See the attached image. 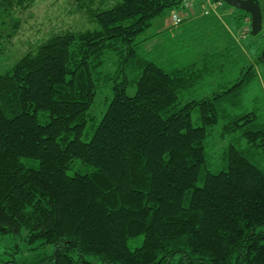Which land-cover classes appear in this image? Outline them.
<instances>
[{
  "label": "trees",
  "instance_id": "trees-1",
  "mask_svg": "<svg viewBox=\"0 0 264 264\" xmlns=\"http://www.w3.org/2000/svg\"><path fill=\"white\" fill-rule=\"evenodd\" d=\"M182 1L81 0L97 28L53 29L0 73V234L23 228L54 246L14 264H264V102L245 99L254 64L224 78L233 41L176 69L140 51ZM108 53L115 69L103 73ZM255 63L264 70V46ZM101 83L112 97L95 123Z\"/></svg>",
  "mask_w": 264,
  "mask_h": 264
},
{
  "label": "rangeland",
  "instance_id": "rangeland-1",
  "mask_svg": "<svg viewBox=\"0 0 264 264\" xmlns=\"http://www.w3.org/2000/svg\"><path fill=\"white\" fill-rule=\"evenodd\" d=\"M79 1L81 0H32L31 5L25 9L18 7L8 9L0 4V41L3 46L0 52V73L9 69L25 52L33 49L53 29L60 27H69L75 30L97 28L96 22L90 20L78 8ZM115 1L117 0H94L92 6L106 8L114 4ZM257 1L262 13V29L256 35L250 34L249 30L244 37L240 36L239 31L242 26H249L250 28V19L244 20L242 17L233 19L231 16L232 11L237 14L239 11L224 3V6L219 10L225 20L221 14H219L218 19L228 31L225 28L221 30L216 25L219 23L217 20L214 22L215 27L213 30V26H208L199 20L195 25L184 28L177 37L171 38V33L165 34L163 29L167 24V15L180 11L183 5L181 3L178 8H172L164 16L153 20V25L141 35V38L149 35L154 36H150L149 39L147 38L141 43L140 51L165 69H176L188 63H193L201 55L198 54L199 52L210 53L216 49L215 46H217L220 31L222 34L221 44L224 47L232 44L231 41L235 42L237 46L234 55L225 50V56L229 55L230 57L229 62L225 64L230 76L224 78L235 79L240 66L254 64L258 79L253 82V86L246 92L245 99L250 107L255 102L261 105L264 102V70L261 65L255 63V60L264 46V0ZM229 8L231 9L229 10ZM198 11L196 13L200 15V10ZM223 12H229L231 18H228V15L223 14ZM15 20L21 21L19 28L13 37H8L7 34L12 30V21ZM222 45L219 47L224 48ZM115 61L116 56L114 54H106L101 71L112 73L115 69ZM225 73L227 72L221 71L219 75L222 76ZM127 93L133 94L134 88H129ZM111 97L110 83H101L89 110L95 117V123L102 117ZM91 133L89 131L84 138L89 139ZM141 241L142 237L132 238L129 240L128 246L134 248L140 245ZM53 251L54 246L50 243H42L40 240L29 242L27 231L23 228L19 233L0 234V264L30 262L45 255H50Z\"/></svg>",
  "mask_w": 264,
  "mask_h": 264
},
{
  "label": "built area",
  "instance_id": "built-area-1",
  "mask_svg": "<svg viewBox=\"0 0 264 264\" xmlns=\"http://www.w3.org/2000/svg\"><path fill=\"white\" fill-rule=\"evenodd\" d=\"M183 5L180 8V11L171 13L168 15V24L172 26H178L183 19L194 18L197 16V7L200 10V15H208L214 13L219 16L220 10L224 6V1L222 0H183ZM231 8H229L230 10ZM196 13V14H195ZM250 28L247 26L241 27L240 36L244 37L246 32L249 31Z\"/></svg>",
  "mask_w": 264,
  "mask_h": 264
},
{
  "label": "water",
  "instance_id": "water-1",
  "mask_svg": "<svg viewBox=\"0 0 264 264\" xmlns=\"http://www.w3.org/2000/svg\"><path fill=\"white\" fill-rule=\"evenodd\" d=\"M233 8L240 9L249 14L250 34L256 35L262 29V13L255 0H222Z\"/></svg>",
  "mask_w": 264,
  "mask_h": 264
},
{
  "label": "crops",
  "instance_id": "crops-1",
  "mask_svg": "<svg viewBox=\"0 0 264 264\" xmlns=\"http://www.w3.org/2000/svg\"><path fill=\"white\" fill-rule=\"evenodd\" d=\"M196 10H197V8H195ZM199 12V11H198ZM222 13V12H221ZM229 12H223V14H227L228 16V18L230 17L229 16V14H228ZM222 15V14H221ZM168 16V15H167ZM222 17H223V15H222ZM231 18V17H230ZM216 19H217V21L219 20L218 19V16L217 15H214V14H209L208 16L207 15H198V16H196V17H194V18H191V19H187V20H185V21H183L178 27H177V29H175L174 31H173V38L174 37H177L178 35H180L181 34V31L184 29V28H186V27H190L191 25H195L196 24V22L197 21H199L200 20V22H204V23H206L208 26H213V27H215V25H214V22L216 21ZM223 19H224V17H223ZM225 20V19H224ZM220 21V20H219ZM167 23H168V21H167ZM219 23H221V21L219 22ZM219 23H217L216 25H218V26H220V28H221V30L223 29V28H225V26L223 27L222 26V23L221 24H219ZM213 30V29H212ZM225 30L226 31H228L226 28H225ZM176 31V32H175ZM168 32V31H167ZM171 35V34H170ZM221 42H222V34H221V32L219 31V35H218V38H217V46H215V48L217 49H220L221 47H219L220 45H222L221 44ZM222 47H224L223 45H222ZM200 54H202L201 52H199V55Z\"/></svg>",
  "mask_w": 264,
  "mask_h": 264
}]
</instances>
